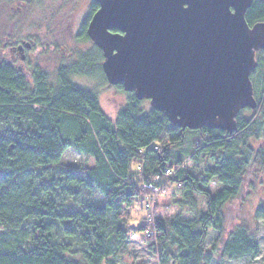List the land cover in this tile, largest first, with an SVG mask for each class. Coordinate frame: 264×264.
<instances>
[{
  "label": "trees",
  "instance_id": "16d2710c",
  "mask_svg": "<svg viewBox=\"0 0 264 264\" xmlns=\"http://www.w3.org/2000/svg\"><path fill=\"white\" fill-rule=\"evenodd\" d=\"M97 8L92 3L81 23L80 43L90 42L87 24ZM245 19L249 26L264 22V0H255ZM102 61L93 45L57 68L53 82L36 69L30 85L0 58V264H117L118 252L132 241L157 264H212L220 245L228 261L258 257L259 243L247 226L223 238L224 211L240 196L248 170L264 171V147H252L264 137V49L250 76L257 106L239 112L231 134L182 130L121 86L125 105L110 119L99 92L72 81L101 76L107 84ZM70 148L93 160L83 177L61 164ZM189 162L201 165L202 174L190 173ZM151 186L162 192L178 187L192 219H160ZM194 195L204 198L205 211L196 210ZM149 200L152 212L145 207ZM136 209L148 214L135 220ZM254 220L264 222V204ZM209 229L217 235L211 251ZM74 244L80 250L73 251Z\"/></svg>",
  "mask_w": 264,
  "mask_h": 264
},
{
  "label": "water",
  "instance_id": "95a60500",
  "mask_svg": "<svg viewBox=\"0 0 264 264\" xmlns=\"http://www.w3.org/2000/svg\"><path fill=\"white\" fill-rule=\"evenodd\" d=\"M93 1L86 33L109 86L147 100L182 130L231 134L239 112L256 108L250 76L264 22L245 19L255 0H193L188 15L170 0Z\"/></svg>",
  "mask_w": 264,
  "mask_h": 264
},
{
  "label": "rangeland",
  "instance_id": "374dc122",
  "mask_svg": "<svg viewBox=\"0 0 264 264\" xmlns=\"http://www.w3.org/2000/svg\"><path fill=\"white\" fill-rule=\"evenodd\" d=\"M92 3L93 0H0V52L4 54L7 52H3L6 50L4 43L7 41L19 43L27 38L34 40L35 49L30 52L32 64L26 62L20 72L30 85H33V74L36 69L45 72L48 80L53 82L57 68L75 62L79 54L88 52L93 47L91 42L80 43L77 38L81 23L87 17ZM72 81L81 89L98 91L100 107L110 119H114L119 109L124 108L125 95L116 87L105 84L101 76L74 78ZM251 114L244 115L249 117ZM252 147L255 150L264 147V137L252 142ZM61 164L80 177L94 165L91 158L71 148L62 157ZM202 168L201 165L196 166L192 162L187 164V170L197 176L202 174ZM177 188L172 187L165 192L158 191L156 200L160 209L157 216L160 219L170 221L178 214H182L186 220L192 219L182 194L176 191ZM209 188L213 191L214 186L211 185ZM194 199L196 210L205 211L204 198L194 195ZM262 204L264 171L252 166L246 174L240 196L229 203L224 211L226 224L223 241L236 227L245 225L256 235L259 255L255 259L228 261L220 257L222 246L220 245L214 251L212 264H264V222L254 220V213ZM137 211L138 209L132 212L135 220L148 214L147 211L139 210V213ZM129 223L136 224L135 221ZM216 236V233L209 229L206 241L208 251H211ZM72 250L78 251L80 247L74 244ZM71 257L77 258L76 255ZM116 261L117 264H157L146 247L135 241L118 252Z\"/></svg>",
  "mask_w": 264,
  "mask_h": 264
},
{
  "label": "flooded vegetation",
  "instance_id": "af4514ba",
  "mask_svg": "<svg viewBox=\"0 0 264 264\" xmlns=\"http://www.w3.org/2000/svg\"><path fill=\"white\" fill-rule=\"evenodd\" d=\"M93 3H94V1H93ZM22 4L24 5V3H22ZM92 15H91V17H92ZM35 45L36 44H35L34 40H31L28 38L21 40L19 43H13V42L7 41L4 43V46H6V50L3 51V52H5V51H7V52H5V54L0 52V58L2 60H4L8 65H11L12 67L16 68L18 71H22L24 69L23 64H25L26 62L29 65L32 64V62H31L32 56L30 55V52L35 49Z\"/></svg>",
  "mask_w": 264,
  "mask_h": 264
},
{
  "label": "snow or ice",
  "instance_id": "6c2138e0",
  "mask_svg": "<svg viewBox=\"0 0 264 264\" xmlns=\"http://www.w3.org/2000/svg\"><path fill=\"white\" fill-rule=\"evenodd\" d=\"M171 4L173 5V7L181 12L183 15H188L189 12L191 11L192 7H193V0H170ZM184 5V7L187 9V11H184L183 9H181V5ZM224 10L226 12V4L223 5Z\"/></svg>",
  "mask_w": 264,
  "mask_h": 264
},
{
  "label": "built area",
  "instance_id": "2783aa9c",
  "mask_svg": "<svg viewBox=\"0 0 264 264\" xmlns=\"http://www.w3.org/2000/svg\"><path fill=\"white\" fill-rule=\"evenodd\" d=\"M150 189H151L155 194L158 193V190L155 189L154 187L151 186ZM145 207H146V209H147L148 211L152 212L153 207H154V200H149V201H147ZM148 221L152 222L151 219H148ZM131 237H133V235H132Z\"/></svg>",
  "mask_w": 264,
  "mask_h": 264
}]
</instances>
